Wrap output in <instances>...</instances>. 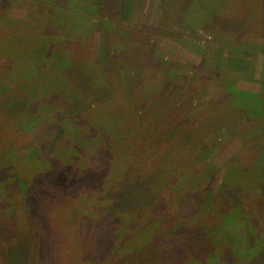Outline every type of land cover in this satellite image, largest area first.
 <instances>
[{
    "label": "rangeland",
    "instance_id": "rangeland-1",
    "mask_svg": "<svg viewBox=\"0 0 264 264\" xmlns=\"http://www.w3.org/2000/svg\"><path fill=\"white\" fill-rule=\"evenodd\" d=\"M204 1L0 0V264H264V0Z\"/></svg>",
    "mask_w": 264,
    "mask_h": 264
},
{
    "label": "crops",
    "instance_id": "crops-1",
    "mask_svg": "<svg viewBox=\"0 0 264 264\" xmlns=\"http://www.w3.org/2000/svg\"><path fill=\"white\" fill-rule=\"evenodd\" d=\"M165 1L166 0H146V6L143 15L144 21L146 23L153 26H156L160 23V18H162L164 13L162 6L164 5Z\"/></svg>",
    "mask_w": 264,
    "mask_h": 264
},
{
    "label": "trees",
    "instance_id": "trees-1",
    "mask_svg": "<svg viewBox=\"0 0 264 264\" xmlns=\"http://www.w3.org/2000/svg\"><path fill=\"white\" fill-rule=\"evenodd\" d=\"M214 0H205L202 4H205V2H213ZM217 2H219V0H216ZM224 2L225 1H227L226 2V4H228L227 6H229L230 5V3H232V0H223ZM219 11V10H218ZM224 12V11H223ZM225 13V12H224ZM220 14V13H219ZM211 18V14H210V12L207 14V16H206V18L207 19H210ZM78 26L80 27V28H82L84 25H82V24H78ZM84 28V27H83ZM209 28H211V25L209 26ZM227 28V27H226ZM222 29V33H221V35L222 36H224V35H226L227 36V33L228 34H231V30L233 31V29L234 28H232V27H228L227 29H225V26L224 27H222L221 28ZM223 33H225V34H223ZM29 58V57H28ZM248 98V97H247ZM261 114H263V111L262 112H260ZM234 168V172L236 171V169H237V166H234L233 167ZM232 168H231V165H228L227 167H226V169H225V171L227 172H230V170H231ZM240 172L237 170V172L236 173H234L236 176L239 174ZM263 176H264V172H263ZM263 189H264V186H263ZM126 260H127V258H126ZM130 260H131V258H130ZM186 264V263H185Z\"/></svg>",
    "mask_w": 264,
    "mask_h": 264
}]
</instances>
